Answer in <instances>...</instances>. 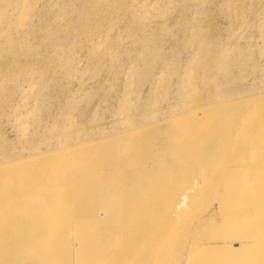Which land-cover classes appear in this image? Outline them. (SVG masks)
Instances as JSON below:
<instances>
[{
  "label": "bare ground",
  "instance_id": "1",
  "mask_svg": "<svg viewBox=\"0 0 264 264\" xmlns=\"http://www.w3.org/2000/svg\"><path fill=\"white\" fill-rule=\"evenodd\" d=\"M29 8L23 0L17 20ZM194 65L182 82V118L155 126L144 120L132 129L140 142L102 133L77 142L83 129L70 114V153L40 164L0 163V264H174L176 257V264H264V94L224 90L207 99ZM163 74L146 114L154 120ZM130 97L120 102L125 127L132 124ZM177 124L187 131L178 143ZM21 129L25 134L26 125ZM43 184L47 191H39ZM32 191L40 197L35 206Z\"/></svg>",
  "mask_w": 264,
  "mask_h": 264
},
{
  "label": "rangeland",
  "instance_id": "2",
  "mask_svg": "<svg viewBox=\"0 0 264 264\" xmlns=\"http://www.w3.org/2000/svg\"><path fill=\"white\" fill-rule=\"evenodd\" d=\"M22 1L0 0V163L40 164L101 133L137 143L142 137L132 129L144 120L151 126L178 122L183 78L195 60L207 99L219 91L264 94V0H28L31 12L21 22ZM88 10L90 20L83 22ZM207 62L213 69H205ZM161 72L166 81L154 120L147 115ZM126 92L134 102L127 127L119 111ZM70 114L83 131L66 143ZM178 128L177 143L187 132ZM159 155L150 152L146 159ZM32 193L35 206L40 197ZM214 205L218 211L224 206L219 197Z\"/></svg>",
  "mask_w": 264,
  "mask_h": 264
}]
</instances>
